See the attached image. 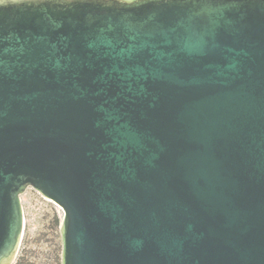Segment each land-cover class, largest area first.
I'll return each mask as SVG.
<instances>
[{"label": "water", "instance_id": "obj_1", "mask_svg": "<svg viewBox=\"0 0 264 264\" xmlns=\"http://www.w3.org/2000/svg\"><path fill=\"white\" fill-rule=\"evenodd\" d=\"M29 188L62 264H264V0H0V264Z\"/></svg>", "mask_w": 264, "mask_h": 264}, {"label": "rangeland", "instance_id": "obj_2", "mask_svg": "<svg viewBox=\"0 0 264 264\" xmlns=\"http://www.w3.org/2000/svg\"><path fill=\"white\" fill-rule=\"evenodd\" d=\"M24 229L11 264H62L63 208L33 188L22 195Z\"/></svg>", "mask_w": 264, "mask_h": 264}]
</instances>
